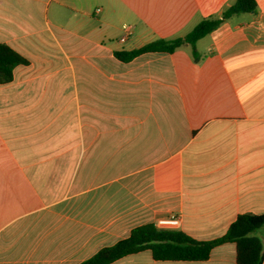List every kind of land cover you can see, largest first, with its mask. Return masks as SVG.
<instances>
[{
  "label": "crops",
  "instance_id": "obj_1",
  "mask_svg": "<svg viewBox=\"0 0 264 264\" xmlns=\"http://www.w3.org/2000/svg\"><path fill=\"white\" fill-rule=\"evenodd\" d=\"M233 1L0 0V42L28 59L0 81V264H78L172 215L208 240L264 213V0L200 38L199 61L190 44L115 55ZM109 264H236V244Z\"/></svg>",
  "mask_w": 264,
  "mask_h": 264
},
{
  "label": "trees",
  "instance_id": "obj_2",
  "mask_svg": "<svg viewBox=\"0 0 264 264\" xmlns=\"http://www.w3.org/2000/svg\"><path fill=\"white\" fill-rule=\"evenodd\" d=\"M256 0H234L217 15L202 18L190 31L174 38H159L131 50H116L119 59L129 60L146 51L173 52L184 44H190L195 61L200 55L196 42L216 29L231 16L243 12L257 10ZM28 59L7 43L0 42V81L13 78L14 67L27 63ZM264 228V213L244 212L237 215L227 231L216 238L198 240L177 228L161 227L154 223L138 225L129 235L104 246L92 256L78 264H109L127 254L149 249L155 259L169 260H206L212 249L223 242L232 241L236 244V264H263L264 240L253 231Z\"/></svg>",
  "mask_w": 264,
  "mask_h": 264
},
{
  "label": "built area",
  "instance_id": "obj_3",
  "mask_svg": "<svg viewBox=\"0 0 264 264\" xmlns=\"http://www.w3.org/2000/svg\"><path fill=\"white\" fill-rule=\"evenodd\" d=\"M180 217L177 215H172L170 217L160 218L157 222L158 226L161 227H175L179 224Z\"/></svg>",
  "mask_w": 264,
  "mask_h": 264
},
{
  "label": "rangeland",
  "instance_id": "obj_4",
  "mask_svg": "<svg viewBox=\"0 0 264 264\" xmlns=\"http://www.w3.org/2000/svg\"><path fill=\"white\" fill-rule=\"evenodd\" d=\"M206 39H207V38L202 39V40L200 41V45H202V43H204V41H206ZM252 234H256V235H259V236L263 237V235H264V228L261 227V228L255 230V231H253Z\"/></svg>",
  "mask_w": 264,
  "mask_h": 264
}]
</instances>
